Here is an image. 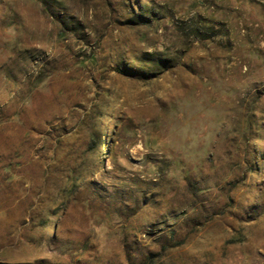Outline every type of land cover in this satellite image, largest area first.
I'll return each mask as SVG.
<instances>
[{
  "label": "rangeland",
  "instance_id": "obj_1",
  "mask_svg": "<svg viewBox=\"0 0 264 264\" xmlns=\"http://www.w3.org/2000/svg\"><path fill=\"white\" fill-rule=\"evenodd\" d=\"M0 264H264V0H0Z\"/></svg>",
  "mask_w": 264,
  "mask_h": 264
}]
</instances>
